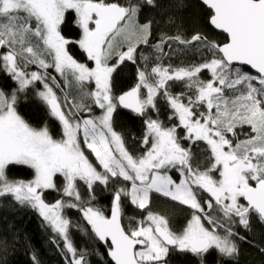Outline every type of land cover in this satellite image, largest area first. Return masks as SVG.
<instances>
[{
  "label": "snow or ice",
  "instance_id": "snow-or-ice-1",
  "mask_svg": "<svg viewBox=\"0 0 264 264\" xmlns=\"http://www.w3.org/2000/svg\"><path fill=\"white\" fill-rule=\"evenodd\" d=\"M201 2L226 42L179 29L153 42L161 21L141 17L146 8L160 10L159 0H0V71L16 83L0 87V198L38 212L65 264H91L90 256L101 264H169L173 252L197 264L213 253L238 264V241L247 242L238 229L251 232L253 216L264 225V0ZM68 23L78 35H65ZM177 51L197 59L173 65ZM126 62L137 65L136 83L116 94L114 74ZM29 92L59 122V138L18 111ZM158 97L176 123L159 118ZM118 107L144 118L141 154L113 126ZM11 166L34 176L11 179ZM98 187L110 194L107 210ZM49 191L60 198L47 202ZM153 194L186 206L190 218L176 227L150 208ZM128 206L142 215L126 216ZM72 209L88 227L73 224L65 214ZM72 229L104 253L78 248Z\"/></svg>",
  "mask_w": 264,
  "mask_h": 264
},
{
  "label": "trees",
  "instance_id": "trees-1",
  "mask_svg": "<svg viewBox=\"0 0 264 264\" xmlns=\"http://www.w3.org/2000/svg\"><path fill=\"white\" fill-rule=\"evenodd\" d=\"M160 10L146 8L142 19L147 16H153L161 21L158 29L151 38L153 42L159 39L160 32H166L173 35L179 29L185 36H191L195 32H200L208 39L222 44L226 42V36L222 32H218L208 23V9L198 0H159ZM171 15L175 18L176 23L172 26L163 24L164 17ZM72 13L68 14V20L71 21ZM65 35L76 36L78 29L71 23L65 25ZM178 49L179 46H173ZM168 49L166 48V51ZM73 53L78 59L79 56L76 49ZM197 59V54L193 52L181 53L179 51L173 53L171 63L177 65L181 62L187 64ZM168 63L165 57L162 61ZM139 63H143L140 61ZM36 69L32 66L30 70ZM137 65L126 62L114 74V91L120 94L129 90L136 83ZM209 73H204V78ZM16 86L6 73L0 71V87L8 91ZM39 87V85H37ZM173 92H179L180 87L174 86ZM159 118L167 125L176 123L175 120L167 119L170 109L158 97ZM18 111L20 114L34 127H40L45 122L48 124L50 131L55 138H59L60 125L59 122L49 116L47 106L39 100L31 92L27 96L22 97ZM153 118H156L153 116ZM113 126L115 130L125 137L128 150L134 155L141 154L144 149L140 144V137L144 132V118L137 116L135 113L118 107L113 116ZM248 131L247 128L244 129ZM243 138V137H242ZM174 179H178L175 170L170 173ZM8 176L11 179L31 180L34 176L33 170L26 166H11L8 170ZM81 193L84 194V187L81 185ZM99 205L105 210L110 204V194L102 188L96 189ZM45 200L49 203L59 199L60 196L56 192H46ZM150 208L154 212H159L170 216L176 227L183 225L187 218H190V210L186 206H179L176 202L170 201L168 198L160 194H153ZM127 215L140 216L142 213L136 212L133 207L128 206L125 209ZM65 214L71 219L73 224H83L80 213L77 210H66ZM241 235L247 236V242L238 241L240 254L238 264H264V253L259 249L264 248V225L252 217V230L245 232L242 228L238 229ZM70 235L78 248L87 249L90 252L93 248L98 249L100 253H104L105 249L98 241L90 239L88 235L75 229L70 230ZM55 239L54 234L48 227L47 223L38 214V212L30 207L20 206L16 204L11 196L0 198V264H33L32 255L35 253L39 264H65V260L60 248L52 242ZM255 245V246H254ZM63 245L61 244V248ZM107 259V257H105ZM91 264H101L98 256H90ZM232 264L231 261L221 260L215 253L207 258V264ZM109 264L111 262L109 261ZM169 264H197V261L188 254L173 252L169 257Z\"/></svg>",
  "mask_w": 264,
  "mask_h": 264
},
{
  "label": "rangeland",
  "instance_id": "rangeland-1",
  "mask_svg": "<svg viewBox=\"0 0 264 264\" xmlns=\"http://www.w3.org/2000/svg\"><path fill=\"white\" fill-rule=\"evenodd\" d=\"M33 70H36V69H33ZM50 71H52V70H50ZM53 74H55V73H53ZM58 75V74H57ZM58 95H59V93H58ZM93 112H94V114H99V110L98 109H93ZM90 159H93V162L95 163V161H94V158L93 157H91L90 156ZM174 179V178H173ZM23 180V179H22ZM25 181H28V180H25Z\"/></svg>",
  "mask_w": 264,
  "mask_h": 264
},
{
  "label": "water",
  "instance_id": "water-1",
  "mask_svg": "<svg viewBox=\"0 0 264 264\" xmlns=\"http://www.w3.org/2000/svg\"><path fill=\"white\" fill-rule=\"evenodd\" d=\"M200 3H202L201 2V0H198ZM205 6V5H204ZM206 7V6H205ZM212 28L214 29V27L212 26ZM214 30H216V29H214ZM216 31H218V32H221V31H219V30H216ZM130 90V89H129ZM128 91V90H127ZM126 110H129V111H131L130 109H126ZM132 112V111H131Z\"/></svg>",
  "mask_w": 264,
  "mask_h": 264
}]
</instances>
